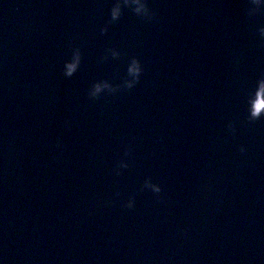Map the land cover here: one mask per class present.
<instances>
[{"label": "water", "instance_id": "water-1", "mask_svg": "<svg viewBox=\"0 0 264 264\" xmlns=\"http://www.w3.org/2000/svg\"><path fill=\"white\" fill-rule=\"evenodd\" d=\"M147 3L0 0V264H264V5Z\"/></svg>", "mask_w": 264, "mask_h": 264}, {"label": "clouds", "instance_id": "clouds-1", "mask_svg": "<svg viewBox=\"0 0 264 264\" xmlns=\"http://www.w3.org/2000/svg\"><path fill=\"white\" fill-rule=\"evenodd\" d=\"M132 2L135 4V11L146 17L147 19H151L152 18V10L150 9L148 3H147V0H132ZM252 3L254 5H256L257 9L261 6V5H264V0H252ZM120 15V6L119 4L115 5L112 9V17L113 19H116L117 17H119ZM259 32L262 36H264V27H261L259 29ZM115 54V53H114ZM78 59H79V56L77 55L76 57V61L75 62H78ZM75 62L70 65L69 67H74L75 66ZM131 69H132V72L133 74L135 75V79L132 80V81H129L127 83V87L129 89H131L135 83L139 80L140 78V75L141 73L143 72V66L140 62L139 59H133L132 61V65H131ZM107 86V85H105ZM101 90V85H97L91 92V95L92 96H96V94ZM244 149L241 148V151H243ZM126 166V165H125ZM150 186L152 187L153 191L156 192V193H159L161 192V186L159 184H150ZM135 205V200L130 198L128 199V201L126 202V207L128 208H132L134 207Z\"/></svg>", "mask_w": 264, "mask_h": 264}]
</instances>
